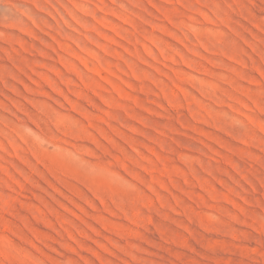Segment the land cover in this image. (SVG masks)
<instances>
[{
	"label": "rangeland",
	"instance_id": "rangeland-1",
	"mask_svg": "<svg viewBox=\"0 0 264 264\" xmlns=\"http://www.w3.org/2000/svg\"><path fill=\"white\" fill-rule=\"evenodd\" d=\"M0 264H264V0H0Z\"/></svg>",
	"mask_w": 264,
	"mask_h": 264
}]
</instances>
